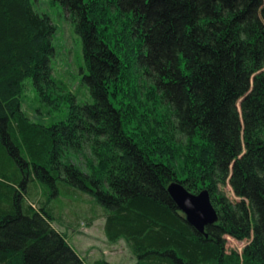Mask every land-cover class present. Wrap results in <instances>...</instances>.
Listing matches in <instances>:
<instances>
[{
  "label": "trees",
  "instance_id": "16d2710c",
  "mask_svg": "<svg viewBox=\"0 0 264 264\" xmlns=\"http://www.w3.org/2000/svg\"><path fill=\"white\" fill-rule=\"evenodd\" d=\"M50 1L80 38L92 102L66 97L64 119L29 120L25 79L59 105L43 93L54 28L32 0H0V264H86L51 225L59 188L92 198L134 264H264V0ZM84 151L87 172L66 160ZM172 182L209 192L205 234Z\"/></svg>",
  "mask_w": 264,
  "mask_h": 264
},
{
  "label": "rangeland",
  "instance_id": "374dc122",
  "mask_svg": "<svg viewBox=\"0 0 264 264\" xmlns=\"http://www.w3.org/2000/svg\"><path fill=\"white\" fill-rule=\"evenodd\" d=\"M34 9L45 14L50 19L54 28L51 38L53 55L50 57V76L53 82L45 90L44 96L57 102L56 110L43 103L42 91L32 86L31 79L23 82L24 92L22 96V111L30 121L36 123H48L50 119H64L70 103L62 101L70 97L73 103H91L92 100L87 87L82 84L81 70L83 66L82 44L79 36L74 31V24L64 7L58 2L50 0H32ZM89 154L69 153L66 160L77 166L83 172H87L86 159ZM222 193L229 199L234 196L229 187L222 189ZM35 199H42L41 190L35 188L32 191ZM55 221L52 227L61 233L69 246L86 263L92 264L97 260H104L111 264H134L136 262L128 245L124 240L108 242L103 232V214L92 203V198L78 191L59 188L57 196L50 201ZM245 242L234 241L227 238L226 251L241 253Z\"/></svg>",
  "mask_w": 264,
  "mask_h": 264
},
{
  "label": "water",
  "instance_id": "95a60500",
  "mask_svg": "<svg viewBox=\"0 0 264 264\" xmlns=\"http://www.w3.org/2000/svg\"><path fill=\"white\" fill-rule=\"evenodd\" d=\"M167 192L187 224L198 234H205L206 227L217 223V212L211 204L207 190L192 194L180 183L172 182L167 187Z\"/></svg>",
  "mask_w": 264,
  "mask_h": 264
}]
</instances>
